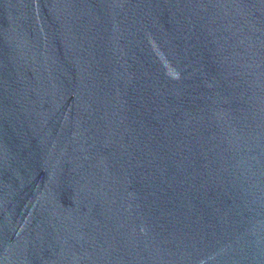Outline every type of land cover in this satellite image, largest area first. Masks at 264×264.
Returning a JSON list of instances; mask_svg holds the SVG:
<instances>
[{
  "label": "water",
  "instance_id": "water-1",
  "mask_svg": "<svg viewBox=\"0 0 264 264\" xmlns=\"http://www.w3.org/2000/svg\"><path fill=\"white\" fill-rule=\"evenodd\" d=\"M0 264H264V0H0Z\"/></svg>",
  "mask_w": 264,
  "mask_h": 264
}]
</instances>
